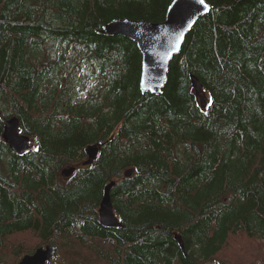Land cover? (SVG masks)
I'll return each mask as SVG.
<instances>
[{"label":"trees","instance_id":"obj_1","mask_svg":"<svg viewBox=\"0 0 264 264\" xmlns=\"http://www.w3.org/2000/svg\"><path fill=\"white\" fill-rule=\"evenodd\" d=\"M172 1L0 0V264L47 245L55 264H264V0H204L162 92L141 93L136 44L100 31ZM11 118L35 151L10 152ZM111 181L120 228L98 219Z\"/></svg>","mask_w":264,"mask_h":264},{"label":"water","instance_id":"obj_2","mask_svg":"<svg viewBox=\"0 0 264 264\" xmlns=\"http://www.w3.org/2000/svg\"><path fill=\"white\" fill-rule=\"evenodd\" d=\"M210 9L205 1L202 4L200 0H173L162 23L116 19L104 25L100 32L106 36H123L136 44L141 54L139 89L141 93L160 94L167 82L171 61L180 54L186 36L195 23L206 16ZM190 84L200 108L206 109L208 105L202 95V86L193 75L190 76ZM2 138L14 155L22 156L36 150L30 138L20 134L15 118L4 122ZM84 153L87 159L82 165L93 166L98 147L87 146ZM74 171L75 167L64 168L60 171V176L67 179ZM133 174L132 169L126 170L124 178H130ZM115 184V181H111L103 188L99 203V223L106 228L122 226L114 214L110 199V190ZM56 250L52 245L37 248L32 255L21 258L18 264H47L55 256Z\"/></svg>","mask_w":264,"mask_h":264},{"label":"rangeland","instance_id":"obj_3","mask_svg":"<svg viewBox=\"0 0 264 264\" xmlns=\"http://www.w3.org/2000/svg\"><path fill=\"white\" fill-rule=\"evenodd\" d=\"M73 55H67V57H66V61H67V65H68V67L69 68H72L73 67V63L71 62V60H73ZM82 69H88V67H86L85 65H83V66H80L79 68H78V70L77 71H79V73H78V75L76 76V74L75 75H73L72 77H73V81H74V83L76 84V82L78 83V84H80L81 86H83V93H79V92H81L80 90H79V92H77V90H76V87H75V92L79 95V97L80 98H82V99H84L85 97H86V94L85 93H87V94H89L91 91V89H92V87H93V85L90 83V81H86V78L84 77V73H83V70ZM70 70V69H69ZM74 72L76 73V66H75V70H74ZM78 79V80H77ZM80 79V80H79ZM77 80V81H76ZM75 93V94H76ZM63 169V168H62ZM61 169V170H62ZM60 170V171H61ZM60 171H59V177L62 179V180H64V181H66L64 178H62L61 176H60ZM60 261V259L59 258H54L51 262H50V264H55V263H57V262H59Z\"/></svg>","mask_w":264,"mask_h":264},{"label":"bare ground","instance_id":"obj_4","mask_svg":"<svg viewBox=\"0 0 264 264\" xmlns=\"http://www.w3.org/2000/svg\"><path fill=\"white\" fill-rule=\"evenodd\" d=\"M171 64V63H170ZM12 119V118H11ZM16 119V118H15ZM17 120V119H16ZM6 120H4V122H5ZM8 121V120H7ZM18 121V120H17ZM18 127H19V125H18ZM3 129H4V125H3ZM2 133H3V130H2ZM2 133H1V138H2ZM2 140L4 141V139L2 138ZM5 142V141H4ZM5 144L8 146V148H9V145L5 142ZM9 150H10V148H9ZM10 152H11V150H10ZM12 153V152H11ZM13 154V153H12ZM84 167V166H83ZM52 260V259H51ZM50 260V261H51ZM49 264V263H48Z\"/></svg>","mask_w":264,"mask_h":264},{"label":"snow or ice","instance_id":"obj_5","mask_svg":"<svg viewBox=\"0 0 264 264\" xmlns=\"http://www.w3.org/2000/svg\"><path fill=\"white\" fill-rule=\"evenodd\" d=\"M200 2L203 4L204 3V0H200Z\"/></svg>","mask_w":264,"mask_h":264}]
</instances>
